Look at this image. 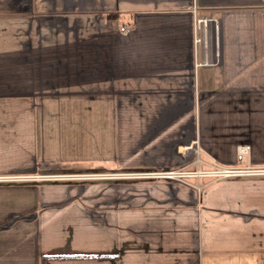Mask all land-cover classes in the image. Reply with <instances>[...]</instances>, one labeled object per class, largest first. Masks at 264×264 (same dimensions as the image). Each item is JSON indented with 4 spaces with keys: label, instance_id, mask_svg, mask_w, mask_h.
<instances>
[{
    "label": "crops",
    "instance_id": "1",
    "mask_svg": "<svg viewBox=\"0 0 264 264\" xmlns=\"http://www.w3.org/2000/svg\"><path fill=\"white\" fill-rule=\"evenodd\" d=\"M194 5L221 19L198 56ZM195 147L264 167V0H0V176L190 169ZM0 264H264V176L0 182Z\"/></svg>",
    "mask_w": 264,
    "mask_h": 264
},
{
    "label": "built area",
    "instance_id": "2",
    "mask_svg": "<svg viewBox=\"0 0 264 264\" xmlns=\"http://www.w3.org/2000/svg\"><path fill=\"white\" fill-rule=\"evenodd\" d=\"M193 13L195 17V44L197 56L201 51V48H206L209 51L212 44H219V38L221 33V19L216 16H209L202 13L197 5L193 7ZM129 27L123 26L121 30L123 32L128 31ZM205 50V49H204ZM215 55L219 56V50L216 49ZM215 62L205 55L201 61L197 59V66L199 65H213ZM248 146L239 147V151L247 152ZM195 155L193 164L198 167L188 168H171V169H158L150 171H141L139 173H132L129 175L123 174L124 177H139V178H156V179H171V180H183L187 178H229L238 176H264V167H248V168H233L223 167L217 164L215 161L208 157H205L203 151L199 147H195ZM201 165H206L202 169ZM116 173H102V174H76V175H36V176H0V182H18V181H30V180H48V179H87V178H105V179H117L121 178ZM182 178V179H179ZM202 185H198L200 189Z\"/></svg>",
    "mask_w": 264,
    "mask_h": 264
},
{
    "label": "rangeland",
    "instance_id": "3",
    "mask_svg": "<svg viewBox=\"0 0 264 264\" xmlns=\"http://www.w3.org/2000/svg\"><path fill=\"white\" fill-rule=\"evenodd\" d=\"M197 166V165H196ZM198 167V166H197ZM84 168V167H83ZM86 168V167H85ZM181 168H188V167H181ZM204 167H202V169H203ZM166 169H170V168H166ZM189 169V168H188ZM155 170V169H154ZM141 171H150V170H125V169H121V167L118 169V170H116V174H119V175H122V176H120L121 178H117V179H115V180H134V179H136V180H140V179H148V180H166V181H174V180H171V179H156V178H139V177H128V178H126V177H124L123 176V174H126V175H129V174H132V173H139V172H141ZM111 173H114V172H111ZM89 174H92V173H89ZM100 174H102V173H100ZM106 174V173H105ZM98 179H105V178H102V177H100V178H98ZM179 179H182V178H179ZM177 181V180H176ZM178 181H181V180H178Z\"/></svg>",
    "mask_w": 264,
    "mask_h": 264
}]
</instances>
